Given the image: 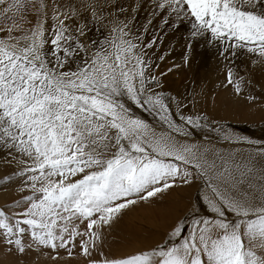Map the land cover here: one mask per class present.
Listing matches in <instances>:
<instances>
[{
	"label": "snow or ice",
	"instance_id": "6c2138e0",
	"mask_svg": "<svg viewBox=\"0 0 264 264\" xmlns=\"http://www.w3.org/2000/svg\"><path fill=\"white\" fill-rule=\"evenodd\" d=\"M140 7L0 0V163L14 169L5 185L19 181L18 198L0 207V254L9 258L0 264H264V143L226 133L248 146L241 157L191 142L189 129L214 130L200 105L219 93L164 91L163 77L182 65L155 70L148 50L162 38L133 33ZM151 12L145 33L157 16L162 28L188 25L183 66L193 43L217 50L216 88L228 102L264 98V0H151ZM93 28L107 35L87 39ZM178 189L196 196L161 241L112 251L108 238L129 211Z\"/></svg>",
	"mask_w": 264,
	"mask_h": 264
},
{
	"label": "rangeland",
	"instance_id": "374dc122",
	"mask_svg": "<svg viewBox=\"0 0 264 264\" xmlns=\"http://www.w3.org/2000/svg\"><path fill=\"white\" fill-rule=\"evenodd\" d=\"M117 2L122 4L125 8H129L130 5L135 6L137 0H117ZM139 3L141 7L136 12L135 20L132 24L133 33L144 36L145 41L151 39L153 34L162 38L161 41H158V47L148 50L150 58L152 56L155 58L152 60L154 66L159 65L158 69H155L156 71L166 72L167 69L173 67L174 64L182 65V67L174 69V71L167 76L171 78L176 76L182 79L184 78V82L188 87L193 83V74H200L203 76L209 74L212 78L223 79L221 74L222 64L217 50L199 41L193 43L189 64L183 66V57L186 53L185 45L188 42L186 38L189 35V27L187 24H181L179 28L169 27L167 25H164L162 28L161 18L157 16L153 19L152 24L148 26L149 31L145 33L144 28L148 24V19L152 16L151 0H139ZM128 15H131L130 9ZM106 35V30H97L93 28L88 33L87 39L90 40L91 38L99 37L102 40ZM165 53H170V55H165ZM162 55H165L163 61L159 59ZM237 63L240 64V61H237ZM180 83L182 84V82ZM164 91L167 94L173 95V93L167 89H164ZM131 107L135 115L142 119H146L150 124L155 126L157 130L164 128L159 118L143 112L135 108V106ZM172 111L175 113L176 109L172 107ZM210 124L214 129L212 131L208 129H189V131L192 132L191 142L214 149L216 148L217 151L220 150L219 152L224 154H228L229 152L238 153L241 157L247 155L249 150L248 146L226 142V133H231L234 137L241 139L256 141L257 144L264 143V120L250 123L210 120ZM186 194H188L187 196L191 194L193 199H195L196 193L194 191L178 189L164 202L153 205H138L133 210L129 211L108 238L109 243L112 245V251L116 254H124L139 248H149L161 241L170 225V222L161 217V215L168 216L172 208V210L177 213V216L181 215L187 203L186 201L188 200ZM205 213L206 209L201 214L203 215ZM132 214L133 216L131 217ZM125 220L132 221L131 223L134 225V228L137 229L135 235L129 234L127 228L124 227ZM40 264H55V262L42 259ZM61 264H66V262H61Z\"/></svg>",
	"mask_w": 264,
	"mask_h": 264
},
{
	"label": "bare ground",
	"instance_id": "6f19581e",
	"mask_svg": "<svg viewBox=\"0 0 264 264\" xmlns=\"http://www.w3.org/2000/svg\"><path fill=\"white\" fill-rule=\"evenodd\" d=\"M90 40L96 41V40H101V38L95 37V38H91ZM153 58L154 56L151 57V60H153ZM243 63L244 61L241 60L239 65H243ZM193 76H194V80L190 87H188V85L184 82V78L182 79L179 76H176L174 78H171L170 76H164V85H165L164 89L169 90L170 92L173 93V95L177 96L178 98L190 96L193 93L200 92L201 90H203L205 93L210 95H217V93H219L217 103L215 105L212 104V101L210 99L208 100L207 103H204L203 98H201L200 110L202 112L206 111L210 117V120H220L223 122L225 121L248 122V123L259 122L264 120V98L261 97V93L259 91H257L256 93L258 99L257 104L249 106L244 103H240V104L230 103L228 102L225 94L216 88V84L220 81V79L212 78L209 74H207V76H203L200 74H193ZM257 80L259 81V77H257ZM180 82H182V84ZM172 107L175 108V105H173ZM2 159H3V154L0 153V160ZM6 171L7 173L10 174L12 171H14V169L8 168L6 170L3 164L0 163V207L6 205L10 206L13 203L14 198H18L19 181L17 180L16 177H12L14 183H9L8 185H5L3 177ZM187 195L188 194H186V196ZM172 209H170L168 216L161 215V217L165 218L170 223L172 219L175 216H177V213H175ZM132 216L133 214L131 215V217ZM131 222L132 221L125 220L124 227L127 228L129 234L135 235L137 229L134 228V225ZM8 259H9L8 257L4 256L3 254H0V262L6 261Z\"/></svg>",
	"mask_w": 264,
	"mask_h": 264
}]
</instances>
